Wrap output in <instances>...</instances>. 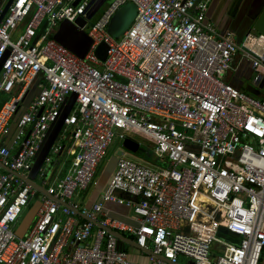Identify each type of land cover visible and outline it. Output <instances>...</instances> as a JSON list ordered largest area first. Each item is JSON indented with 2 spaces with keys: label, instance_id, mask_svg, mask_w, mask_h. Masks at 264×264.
<instances>
[{
  "label": "built area",
  "instance_id": "built-area-1",
  "mask_svg": "<svg viewBox=\"0 0 264 264\" xmlns=\"http://www.w3.org/2000/svg\"><path fill=\"white\" fill-rule=\"evenodd\" d=\"M90 1L12 0L2 15L9 0H0V264H264V89L255 98L225 81L237 53L264 80V37L249 48L218 33L207 19L212 0H112L80 58L54 33L85 17ZM127 3L136 16L113 38L108 25ZM116 137L143 140L165 166L118 157L87 206L80 197ZM33 200L36 217L20 236L14 228ZM113 232L133 237L146 262Z\"/></svg>",
  "mask_w": 264,
  "mask_h": 264
},
{
  "label": "crops",
  "instance_id": "crops-1",
  "mask_svg": "<svg viewBox=\"0 0 264 264\" xmlns=\"http://www.w3.org/2000/svg\"><path fill=\"white\" fill-rule=\"evenodd\" d=\"M111 1L112 0H103L102 5L99 7L96 6L95 8H97V10L96 12H93L92 10L94 8V0H91L89 8L86 12V16L77 19L74 25L67 22L60 23L55 30L54 38L59 43L65 45L70 49L71 47L69 46L72 45L68 43L69 36L75 30L78 31L77 27L86 26V22L84 19H89L90 17H92L93 20H96L100 16L102 10L106 7L107 3L110 4ZM92 13L96 14H94L95 17H93L94 15L92 16ZM207 19L214 25L218 33L229 34L233 41L237 44H241L246 41L248 47L250 48L255 46L256 41H258L256 39H251L264 37V0H212L207 13ZM22 29L23 25L19 27L16 34L17 36L20 34ZM262 45L263 43L259 44V46ZM90 46L91 44L87 46L85 51L86 53L89 51ZM225 81L239 91L245 92L255 98L260 97L261 91L264 89V80L254 81V71L252 69L251 61L245 58L241 53H237L234 57L232 68L225 75ZM36 93V89L33 88L32 93H30L27 99H31L36 95ZM73 102L74 96L69 97L67 102L68 104L65 105L63 111L64 115L69 113L70 109L72 108ZM62 126V121L60 119L56 124L52 125L50 131L47 133L43 146L38 153L35 163L36 166L34 165L32 177H35L38 169L41 167L43 158L49 151V148L58 139L60 131L63 128ZM139 141L147 147H151V145L145 143L143 140L139 139ZM118 142H120L121 144L120 147L114 149L113 151L107 152L105 160L97 169L94 183L80 197V202L84 203L85 205H92L102 194L114 170L118 157H129L130 159L137 160L145 164L148 163L152 166H165L155 159L152 150L146 151V154H143L144 156L136 157L135 155H137L138 151L135 154L131 153L130 151H127L123 148L122 141L118 140ZM69 145L70 144H68V146ZM141 145H139V147ZM119 151H122V154L120 156H117V153ZM106 171H108L107 175H105ZM34 207L35 212L33 213L32 217L26 221L25 228L20 229V226L17 232L18 235H24L31 228V225L33 224V221L36 217L37 205ZM106 208L117 210L119 213H126V210L124 208L116 207L115 205H108ZM113 217L122 219L121 217ZM122 247L127 250L133 261L140 263L146 262V255L140 254L136 248H133L126 243L122 244Z\"/></svg>",
  "mask_w": 264,
  "mask_h": 264
},
{
  "label": "rangeland",
  "instance_id": "rangeland-1",
  "mask_svg": "<svg viewBox=\"0 0 264 264\" xmlns=\"http://www.w3.org/2000/svg\"><path fill=\"white\" fill-rule=\"evenodd\" d=\"M102 1L103 0H94V8H93V12H96L97 8H95L96 6L99 7L102 5ZM5 6V5H4ZM92 7V5H91ZM4 8V7H3ZM95 13H92V16L94 15ZM96 15V14H95ZM95 15L93 17H95ZM85 22H86V26H84V28L82 29V31L78 32V31H74L68 38V43L72 46H69L71 47L70 49L68 47H65L71 52L73 53L74 55H76L77 57H84L87 53L85 52L86 51V48L87 46H89L90 44L92 45V41L91 39L88 37V32L91 28V26L94 24L95 20H93L92 17H90L89 19H84ZM75 46V47H74ZM89 48V47H88ZM91 48V46H90ZM88 50V49H87ZM90 50V49H89ZM10 96H13V94H11ZM5 100H9V98H7L6 96L3 97V101ZM118 138L116 137V139L112 142V145L110 146V148L108 149V151H113L114 149H117L120 147V142H118ZM151 150V147H147L146 145H141L139 147V150H138V153L137 155H135L136 157H141V156H144L146 153V151H149ZM145 153V154H144ZM144 154V155H143ZM108 171H106L105 175H107ZM106 177V176H104ZM36 206V200H33L31 202V205H30V208L27 209L23 215L20 217L18 223L16 224L15 228H14V231L15 232H18V229H23L25 228V225H26V221L32 217L33 213L35 212V207ZM190 228H192L193 230H196V231H200V232H206V230L202 227V226H199V225H192L190 226ZM21 231V230H20ZM126 234V233H125ZM127 235V234H126ZM218 237L222 240H226V235L219 232L218 233ZM179 261L182 263V264H187L188 261L183 258V257H180Z\"/></svg>",
  "mask_w": 264,
  "mask_h": 264
},
{
  "label": "water",
  "instance_id": "water-1",
  "mask_svg": "<svg viewBox=\"0 0 264 264\" xmlns=\"http://www.w3.org/2000/svg\"><path fill=\"white\" fill-rule=\"evenodd\" d=\"M12 0H9L7 5L5 6L2 15H4L6 8L8 4ZM137 13V9L133 3H127L123 5L120 9L116 11V13L113 15V17L110 20V23L108 25V34L113 38L120 37L124 32L127 31L131 23L133 22L135 16ZM2 19V16L0 17V20ZM108 52V46L105 43H100L97 48L95 49V55L96 57L104 61L106 59V55ZM82 58V57H81ZM123 148L127 151H130L131 153H136L139 149V143L136 141H133L129 138H126L123 141ZM122 154V151H119L117 153V156H120ZM36 166V165H35ZM34 171V169H33ZM32 171V173H33ZM27 182L32 185L35 189L38 191L44 193V191L35 183H33L30 180H27ZM113 234L118 238V240L122 241L123 243H126L129 246H132L133 248H137L138 246L131 240L125 238L124 236L120 235L119 233L113 232ZM148 253V252H147Z\"/></svg>",
  "mask_w": 264,
  "mask_h": 264
},
{
  "label": "trees",
  "instance_id": "trees-1",
  "mask_svg": "<svg viewBox=\"0 0 264 264\" xmlns=\"http://www.w3.org/2000/svg\"><path fill=\"white\" fill-rule=\"evenodd\" d=\"M108 5H109V4L107 3L106 7L102 10V12L108 7ZM102 12H101V13H102ZM97 19H98V18H97ZM97 19H96V20H97ZM96 20H95V21H96ZM122 235L125 236L126 238L130 239V240H134L133 237H131V236H129V235H126L125 233H122Z\"/></svg>",
  "mask_w": 264,
  "mask_h": 264
}]
</instances>
